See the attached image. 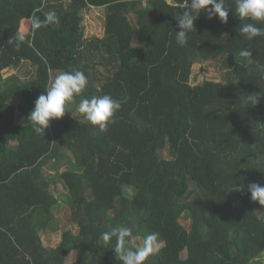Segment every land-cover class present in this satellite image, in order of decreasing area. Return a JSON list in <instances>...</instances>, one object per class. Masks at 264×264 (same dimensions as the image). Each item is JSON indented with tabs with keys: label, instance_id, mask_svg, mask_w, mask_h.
<instances>
[{
	"label": "trees",
	"instance_id": "obj_1",
	"mask_svg": "<svg viewBox=\"0 0 264 264\" xmlns=\"http://www.w3.org/2000/svg\"><path fill=\"white\" fill-rule=\"evenodd\" d=\"M188 2L0 0V264H120L115 238L100 239L118 226L158 234L159 252L144 264H264V205L247 190L264 184V36L247 39L240 28L250 21L225 0L227 21L201 10L181 47L176 19ZM90 6L105 10L101 37H85ZM50 10L59 23L33 32L32 14L43 20ZM204 60L219 62L222 80L192 82L193 64ZM24 62L32 65L25 79L3 77ZM73 69L88 79L74 104L110 94L121 108L105 132L65 109L38 135L27 118L34 101L52 72ZM252 94L259 102L245 105ZM62 146L72 158L50 175L44 166ZM55 179L68 190L61 222ZM237 182L243 191L228 193ZM49 229L62 230L54 247L42 242Z\"/></svg>",
	"mask_w": 264,
	"mask_h": 264
},
{
	"label": "clouds",
	"instance_id": "obj_2",
	"mask_svg": "<svg viewBox=\"0 0 264 264\" xmlns=\"http://www.w3.org/2000/svg\"><path fill=\"white\" fill-rule=\"evenodd\" d=\"M201 10L208 13V18L218 17L222 22H226L232 9L226 6L225 0H189L187 9L178 18L179 31L176 32V43L183 47L188 42V34L194 31V22L198 18ZM235 13L241 20L250 22L244 23L240 31L246 34L247 39L252 40L258 36H264V0H235ZM45 19L41 20L34 12L31 16V27L33 32L47 24H58L59 17L55 10H50L44 14ZM19 41H24L21 35ZM19 44H17V47ZM39 55V52H37ZM240 57L251 58L252 52L243 49L239 53ZM250 62V61H249ZM88 84V79L84 72L80 70L62 71L51 81L44 94L34 101V108L28 115L32 122L34 131L43 136L49 127L51 120L60 119L66 112L67 103L84 92ZM259 102L257 94L246 95L243 103L245 105H256ZM121 108V102L113 98L110 94L82 98L78 105V112L84 116L90 125L98 131L105 132L110 123L113 122L115 113ZM248 192L251 200L264 205V184L252 183L248 185ZM243 191V184L235 183L229 185L228 193ZM112 244V250L120 264H144L152 255L159 252L158 234L147 233L142 243L135 249L127 245L130 240H135L133 230L128 226L114 227L110 232H103L100 239L105 246Z\"/></svg>",
	"mask_w": 264,
	"mask_h": 264
},
{
	"label": "rangeland",
	"instance_id": "obj_3",
	"mask_svg": "<svg viewBox=\"0 0 264 264\" xmlns=\"http://www.w3.org/2000/svg\"><path fill=\"white\" fill-rule=\"evenodd\" d=\"M104 8H91L87 7L85 10L82 11L83 15V25H84V34L86 38L90 37H101L103 35V18H104ZM32 70V65L28 62H24L20 65L18 68H6L2 70V75L8 82H10V78L12 75L18 76L20 79H25L27 77V74ZM225 69L220 68L219 62L213 61V60H204L202 62L194 63L192 66V82H200L204 79H212V80H222L223 74ZM99 74H105L107 73L104 70V67L101 64H95V69L93 70ZM62 70H56L51 73L50 76V82L55 78L56 75H58ZM80 99L78 98L77 104H74L73 102L67 103L65 106V109L71 110L75 117L81 118L83 115L78 112V105H79ZM13 103L17 105V110L15 114V122H20V113L23 110L22 105L19 104L17 99H13ZM74 104V105H73ZM10 146L15 148V142L11 141ZM61 155L58 157L57 161L54 163V159L49 160L47 164L44 166V171L49 173L50 175H58L61 173L64 169L67 167V157L70 159L72 158L70 152L68 150H65V147H61L60 149ZM160 156L168 157L169 153L167 149L159 151ZM52 191L57 197L59 202V208L56 211V219L60 222L65 220L63 215V209L66 207V203L64 202L65 194L68 192L67 187L63 184V181L61 179H55L52 183ZM64 196V197H63ZM183 222H186L187 220H182ZM189 223V222H188ZM66 228L72 229L73 232L77 231V226L71 221H68V224ZM62 230H47L41 232V238L42 242L47 247H54L58 244L60 241V234ZM142 237L137 236L136 239L133 241L132 244L134 246H139L142 243ZM162 243H158V247L161 246ZM262 260L264 261V256L262 257Z\"/></svg>",
	"mask_w": 264,
	"mask_h": 264
},
{
	"label": "crops",
	"instance_id": "obj_4",
	"mask_svg": "<svg viewBox=\"0 0 264 264\" xmlns=\"http://www.w3.org/2000/svg\"><path fill=\"white\" fill-rule=\"evenodd\" d=\"M90 7H91V8H99V9H100V8H103V7H92V6H90ZM103 21H104V18H103Z\"/></svg>",
	"mask_w": 264,
	"mask_h": 264
}]
</instances>
